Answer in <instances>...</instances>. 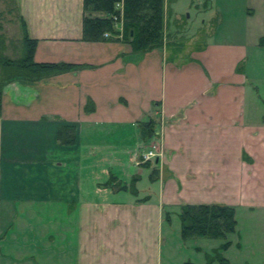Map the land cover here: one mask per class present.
<instances>
[{"label": "crops", "instance_id": "crops-1", "mask_svg": "<svg viewBox=\"0 0 264 264\" xmlns=\"http://www.w3.org/2000/svg\"><path fill=\"white\" fill-rule=\"evenodd\" d=\"M185 1L200 16L216 4ZM14 2L36 62L85 66L3 88L0 264H163L166 214L183 204L264 212V0H225L242 4L229 39L187 55L173 52L183 0H164L163 46L140 53L122 34L84 41V0ZM62 125L74 145L59 143ZM153 145L161 156L141 164ZM142 166L158 172L146 186ZM111 176L137 177V194L105 186Z\"/></svg>", "mask_w": 264, "mask_h": 264}, {"label": "trees", "instance_id": "trees-1", "mask_svg": "<svg viewBox=\"0 0 264 264\" xmlns=\"http://www.w3.org/2000/svg\"><path fill=\"white\" fill-rule=\"evenodd\" d=\"M123 4L122 10L117 7ZM101 12L107 17H94L92 13ZM122 24V31L117 27ZM24 35L22 38L21 55L18 58H10L3 52L4 40L0 35V109L3 88L8 83L24 79L37 81L45 77L64 73L85 65L72 63L36 62L34 55L38 40L29 36L27 26L22 20ZM119 35L129 43L135 53L150 51L163 46L165 38V9L164 0H84L83 40L99 42L109 39L105 34ZM264 43V37L261 38ZM95 106L90 100L86 111H93ZM140 133L143 140L155 136V122L149 120L140 123ZM57 139L61 145H74L77 141V130L74 125H62L58 129ZM149 162L146 163L148 165ZM158 175L157 170L152 171L150 178L154 180ZM137 177L131 180V184L118 181L115 176L104 184L116 190H130L137 194L135 183ZM181 221V233L183 239L194 237H209L225 239L228 234L235 233L237 228L235 208L226 204H183L179 214ZM170 220V215L166 214ZM230 242L222 245L223 249L230 247ZM233 264L222 253L207 254L205 264ZM185 264H192L186 262Z\"/></svg>", "mask_w": 264, "mask_h": 264}, {"label": "rangeland", "instance_id": "rangeland-1", "mask_svg": "<svg viewBox=\"0 0 264 264\" xmlns=\"http://www.w3.org/2000/svg\"><path fill=\"white\" fill-rule=\"evenodd\" d=\"M241 5H226L225 0H216L213 12L200 16L198 9L201 5L188 4L183 0L182 4L175 6L184 29L183 34L182 29L176 31L174 27L177 36L175 42L182 46L173 48V52L187 55L199 49L204 42L228 40L231 29L236 27V16ZM0 35L4 40V46L1 47L4 48V54L10 58L20 57L24 31L14 0H0ZM142 170V186L149 185L151 170L148 166H142ZM133 173L139 174L138 167L133 169ZM237 211L236 232L228 234L225 239L194 237L185 240L181 233L180 218L178 214L172 213V221L166 219L164 226V230L169 233L162 246L163 264H205L207 254L216 252L222 253L233 264H264V212L260 210L253 213L244 209ZM225 242L231 243L228 249L222 248ZM214 264L219 263L215 261Z\"/></svg>", "mask_w": 264, "mask_h": 264}, {"label": "built area", "instance_id": "built-area-1", "mask_svg": "<svg viewBox=\"0 0 264 264\" xmlns=\"http://www.w3.org/2000/svg\"><path fill=\"white\" fill-rule=\"evenodd\" d=\"M122 3H118L117 7L120 8V5ZM106 37L109 36V33L105 34ZM160 148L157 145H153L151 149H149L145 154L141 156L140 163H144L149 160H153L159 156H161V151L159 150Z\"/></svg>", "mask_w": 264, "mask_h": 264}, {"label": "water", "instance_id": "water-1", "mask_svg": "<svg viewBox=\"0 0 264 264\" xmlns=\"http://www.w3.org/2000/svg\"><path fill=\"white\" fill-rule=\"evenodd\" d=\"M157 161H158V159H157Z\"/></svg>", "mask_w": 264, "mask_h": 264}]
</instances>
